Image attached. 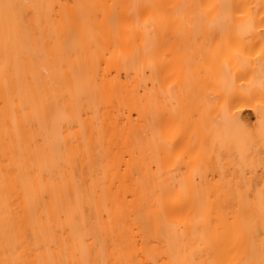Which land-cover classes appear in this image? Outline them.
Listing matches in <instances>:
<instances>
[{"label":"bare ground","instance_id":"obj_1","mask_svg":"<svg viewBox=\"0 0 264 264\" xmlns=\"http://www.w3.org/2000/svg\"><path fill=\"white\" fill-rule=\"evenodd\" d=\"M262 16L0 0V264H264Z\"/></svg>","mask_w":264,"mask_h":264},{"label":"snow or ice","instance_id":"obj_2","mask_svg":"<svg viewBox=\"0 0 264 264\" xmlns=\"http://www.w3.org/2000/svg\"><path fill=\"white\" fill-rule=\"evenodd\" d=\"M3 7L5 9H14L16 7H18L17 5H12V4H4ZM113 9H116L118 7V5H113L112 6ZM132 9L134 10L133 12L128 13V15L122 20L121 17L114 11L110 17L109 22L111 23L112 27L114 29H118L121 25V23L125 24L126 26H131L130 20L128 19V17H131L134 15L135 19H134V23L137 27L141 26V21H140V17L144 16L143 19V27H145L146 29L148 28L149 24H153V26L155 25V20H156V16H155V12L150 13L149 15H144V13L149 9H156L157 7H164V6H157V5H133L131 6ZM171 8H177V7H181L178 5H172V6H168ZM229 8H232L234 11L239 12V14L241 16H245L247 15L245 12L240 11V7L239 5L236 6H232L229 5ZM97 21L98 23H102L103 21L100 20L99 14H97ZM256 22L253 20V18L251 16H248V19L246 21H244L241 24V27H247L248 29H251L252 27H254V24ZM258 23L262 26H264V16H262L260 18V20L258 21ZM260 35V39L262 41H264V28H262V30L259 33ZM242 53H237V58L239 59L240 56H242ZM258 56H262L264 57V46H262L261 48V52L257 53ZM261 70H262V77H264V64L261 65ZM261 87L264 88V78H262L261 80ZM259 116V123L261 125V132H262V138H264V110H262L260 113H258ZM86 264H93V262L88 261L86 262ZM215 264V262H214ZM220 264H223V262L221 261Z\"/></svg>","mask_w":264,"mask_h":264},{"label":"rangeland","instance_id":"obj_3","mask_svg":"<svg viewBox=\"0 0 264 264\" xmlns=\"http://www.w3.org/2000/svg\"><path fill=\"white\" fill-rule=\"evenodd\" d=\"M247 113L246 114H248V111H246Z\"/></svg>","mask_w":264,"mask_h":264}]
</instances>
